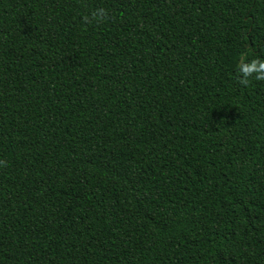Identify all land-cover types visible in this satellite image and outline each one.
<instances>
[{
  "label": "trees",
  "instance_id": "obj_1",
  "mask_svg": "<svg viewBox=\"0 0 264 264\" xmlns=\"http://www.w3.org/2000/svg\"><path fill=\"white\" fill-rule=\"evenodd\" d=\"M0 264H264V0H0Z\"/></svg>",
  "mask_w": 264,
  "mask_h": 264
}]
</instances>
